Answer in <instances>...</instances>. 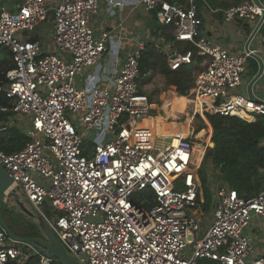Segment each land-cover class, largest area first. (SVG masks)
I'll use <instances>...</instances> for the list:
<instances>
[{
  "label": "built area",
  "instance_id": "2783aa9c",
  "mask_svg": "<svg viewBox=\"0 0 264 264\" xmlns=\"http://www.w3.org/2000/svg\"><path fill=\"white\" fill-rule=\"evenodd\" d=\"M100 1L22 0L12 12L0 5V49L12 63L0 71V114L27 139L17 151L0 150V166L12 180L5 200L24 197L79 264H199L202 259L264 264L258 251L264 235L257 240L264 228L246 233L253 218L264 220V186L243 197L207 176L211 202L203 212L198 176L203 158L199 164L192 160L193 129L190 138L174 143L137 126L156 108L138 91L139 61L148 44L165 56L171 71L193 65L194 54L200 58L186 94L193 119L206 114L253 123L264 117V88L255 87L264 81V33L259 49L230 53L212 33H199L197 1L204 0H121L118 7L132 4L154 12L159 26L169 27L170 38L151 34L142 23L128 39L113 29L96 34L90 21L99 14ZM224 15L228 21L254 22V35L264 26V2L231 6ZM43 23L49 25L53 52L36 37ZM183 44L194 53H182ZM249 59L256 63L253 78L258 76L252 99L247 91L237 93ZM100 63L103 83L85 82V72ZM199 101L201 113L194 109ZM46 201L53 222L40 212ZM31 256L40 264L57 262L15 242L0 225V264H23Z\"/></svg>",
  "mask_w": 264,
  "mask_h": 264
},
{
  "label": "trees",
  "instance_id": "16d2710c",
  "mask_svg": "<svg viewBox=\"0 0 264 264\" xmlns=\"http://www.w3.org/2000/svg\"><path fill=\"white\" fill-rule=\"evenodd\" d=\"M197 4H204V2L197 1ZM220 6L227 7L225 4ZM149 14L152 20L156 19L154 12ZM169 30V27L150 24L152 34L161 33L165 35L166 39L170 38ZM0 50L4 54L3 57H0V68L7 70L12 67L10 54L4 49ZM179 50L182 53L187 51H193L194 53V47L190 44L179 45ZM193 59L194 65L198 68L195 72L197 73L200 58L194 54ZM254 67L256 68V63H254ZM139 70L141 79L152 72L161 74L167 85L173 86L178 96L182 97L187 94L193 85L195 75L194 73L192 77L191 65L181 67L177 71H171L166 65L165 56L157 53L151 44L146 46L140 57ZM191 118L192 115H188L182 119L181 125L187 124ZM195 118L199 122V126L194 135L203 133L209 139L212 129V142L215 145L213 149H210L211 153L204 156L202 166L198 171L203 197V212H208L211 202L210 193L206 188L207 166L212 168L216 181L231 187L239 196L252 197L256 195L264 186V146L260 145L261 140L264 138V117H259L253 123H248L236 117H223L220 115L203 114L197 115ZM2 127L4 129L0 130V150L11 153L21 149L27 141L26 137L16 128L9 127L6 116L0 114V128ZM206 127H208V130H204ZM203 155L204 151H202V157ZM5 211L8 210L3 208L2 215ZM8 214L11 217L12 212L8 211ZM7 226L19 237L39 236V232L34 225H31L28 228L29 233L24 235H19L11 225L7 224ZM23 264H40V259L38 256H31ZM53 264H58V262ZM199 264L218 263L202 259L199 260Z\"/></svg>",
  "mask_w": 264,
  "mask_h": 264
},
{
  "label": "rangeland",
  "instance_id": "374dc122",
  "mask_svg": "<svg viewBox=\"0 0 264 264\" xmlns=\"http://www.w3.org/2000/svg\"><path fill=\"white\" fill-rule=\"evenodd\" d=\"M249 1H252V0H204L205 4H199L200 16L202 20L199 33L207 34L208 32H210L213 26H217L218 28L221 27L220 21L218 20L217 17H220V15L221 16L224 15V12L226 10V8H223L222 6H220L221 4L227 5V9H228L229 7L233 5L241 4V3L249 2ZM260 1L263 2L264 0H260ZM137 13L138 14L142 13L144 15L146 14V19L145 21L143 20V25L147 29V12L142 8H138ZM149 19H150V22L148 23L149 28H150L151 23H153L154 26L159 25L156 19L152 20L151 16H149ZM235 21L236 20H233L230 23L225 22V24L227 26H231L232 23H235ZM35 32L37 35L36 37H38L40 42L41 43L44 42V44L48 45L46 50H48V52H53L54 46L51 43V33H50V28H49L48 23L41 24L36 29ZM95 33L97 34L96 30H95ZM212 38L214 39V37ZM234 40H237V39L233 37V41ZM2 55L4 54L0 50V57H3ZM258 67L259 65L257 63V68ZM2 70L4 69L0 68V71ZM191 70H192V77H193V74L198 70V68L196 67V65L193 64L191 65ZM254 74H255L254 62L253 60L249 59L246 64L245 74L242 77L243 83L240 89L237 91L238 94L246 96V85L249 81L252 80ZM77 82H79V79L76 81V83ZM259 85L260 87L264 88V81L262 80L258 81L255 87ZM77 87L81 88L83 87V85L78 83ZM138 91L140 94L147 96L152 104H155L156 108H155V111H153L152 113L153 115L157 114L156 112H158V107H161L162 105H163V110H165L168 113H171L170 106L172 105V99L175 96L179 97L175 91V88H173L172 86H168L164 77L161 74L156 73V72L149 73L146 76H144L143 79L141 78L139 79ZM184 97H186V95ZM170 99H171L170 103H164L166 101H169ZM187 109L189 110L191 109V107L187 106L186 110L183 111L184 112L183 115L180 117L181 119L186 118L188 115H192V113L188 112ZM198 126H199V122L197 121L196 118H194L190 125V129L191 130L193 129L194 134L196 133ZM204 130H208V127H206ZM94 133L95 134L99 133V131L95 130ZM199 135L200 134L192 136L193 147L195 149L197 148L195 152V155H196L195 157H198V156L200 157V152H201V149L203 148H206L204 156L208 154L210 149H212L210 145L211 143H213L212 142V129H211V134L209 136V139L204 134H201L202 135L201 138H199ZM201 166H202V163H201ZM209 170L208 168H206V176L210 177L211 178L210 180H216L214 178V173L211 167ZM206 183H207V180H206ZM3 208L12 212L11 217H10L8 214V211H5L3 217L5 221L7 222V224L11 225L13 229L17 233H19V235H24L25 233H29L28 228L31 225L33 226L34 223H37V217L35 215L36 212L32 210V208L28 205L26 199L22 196H17L16 194L14 198L4 203ZM40 212L49 222H53L56 218L54 213L51 210L50 204L47 201L44 202V204L40 206ZM258 227L264 228V220L261 221L258 218H253L252 222L250 223V226L246 229V233H250L252 230L255 232V234H257L256 229ZM204 234H205V230H202L200 232L199 238H202ZM258 234L260 236L257 237V240L262 239V235H264V230L259 231ZM20 246L24 247L23 245H20ZM191 252H192V248L189 246L185 250V253H187V255L189 256Z\"/></svg>",
  "mask_w": 264,
  "mask_h": 264
},
{
  "label": "crops",
  "instance_id": "0c3cea01",
  "mask_svg": "<svg viewBox=\"0 0 264 264\" xmlns=\"http://www.w3.org/2000/svg\"><path fill=\"white\" fill-rule=\"evenodd\" d=\"M60 0H53V5H57ZM121 0H101L100 1V10L99 14L91 19L90 24L93 29L99 33L102 29L106 30H115V32L121 34L125 39H128L130 36L134 35L138 31V26L142 23L143 20L146 19V14H138V8L134 6L126 4L125 7H118V3ZM126 2H131V0H124ZM257 1V0H253ZM22 0H0V5L4 7L9 12L15 10L17 4H20ZM264 2V1H263ZM7 4V6H6ZM205 4V2H204ZM239 5V4H236ZM235 6V5H233ZM227 9V7H225ZM214 13V12H213ZM150 14L147 13V29L150 31L148 23L150 22L149 19ZM220 21L221 27L218 28L217 26H213L210 32L212 33L211 37H214V41L216 44L220 45L222 48L227 50L230 53L235 54H242L248 47L249 48H257L260 47V37L264 33V26L260 28V30L253 35V31L255 28V23L250 21H241L236 20L235 23H232L231 26H227L226 23H230L231 21L226 20L225 15H220L217 17ZM121 23V26L119 27ZM97 28V29H96ZM94 30V31H95ZM152 34V32L150 31ZM37 36V35H36ZM137 36V34H136ZM233 37L235 39L233 41ZM38 39V37H37ZM39 40V39H38ZM40 41V40H39ZM44 44V42H43ZM44 46L48 47V45L44 44ZM255 63V61L253 60ZM104 72L103 63L98 64L96 67L89 68L85 72V82H91L94 84H102L101 74ZM90 77V79H87ZM83 80H80V84L83 85ZM250 82V81H249ZM249 83L246 85V91ZM187 98V97H186ZM166 101L164 103H170ZM187 108V106H186ZM161 113H165L169 116H172L170 113L163 110V105L158 107ZM186 110V109H185ZM158 113V112H157ZM184 112L180 113L177 118H180ZM156 115V114H155ZM153 116V115H152ZM173 117V116H172ZM156 120L157 116L150 117L149 119V127L151 129L156 128ZM259 253L264 254V248L260 247L258 249Z\"/></svg>",
  "mask_w": 264,
  "mask_h": 264
},
{
  "label": "water",
  "instance_id": "95a60500",
  "mask_svg": "<svg viewBox=\"0 0 264 264\" xmlns=\"http://www.w3.org/2000/svg\"><path fill=\"white\" fill-rule=\"evenodd\" d=\"M260 67V72L262 71V63L260 60L257 61ZM258 76L253 78L248 87H247V95L250 99L253 98L251 93V87L256 81ZM4 129V127L0 128V130ZM214 143H211L212 149L214 148ZM211 153V150L208 154ZM12 180L9 178L7 173L3 170L0 166V225L6 232L7 236L10 237L12 240L18 243L27 244L34 248L37 252L44 256H48L51 258L56 259L58 264H79L75 261L70 255L66 253L64 248L62 247L61 243L59 242L57 236L54 234L50 226L48 225L47 221L38 213H35L37 217V223L33 225L39 232V236L37 237H19L17 236L6 224L3 215L2 209L3 205L6 202L5 200V193L11 187Z\"/></svg>",
  "mask_w": 264,
  "mask_h": 264
},
{
  "label": "bare ground",
  "instance_id": "6f19581e",
  "mask_svg": "<svg viewBox=\"0 0 264 264\" xmlns=\"http://www.w3.org/2000/svg\"><path fill=\"white\" fill-rule=\"evenodd\" d=\"M188 103H189L188 98L182 97V96H179V97L175 96V97H173L172 105L170 106V112H171L170 114L173 117L165 114L164 112L161 113V111L159 109L158 113L156 112L157 114L153 115V116H157L155 129H151L149 127V119H150V117H153V116H148V117L144 118L142 121H140L137 124V126L149 128L152 131L154 138L171 139V141H174V143H177V141L179 139H188V138H190L191 132H192V130L190 129V125L193 121V116L187 122V124H185L183 126L181 125L182 119L177 118V116L186 109V106L189 105ZM194 109H195V111L201 113L202 112V102L201 101L197 102L195 104ZM240 116L244 119L249 118L244 114H241ZM199 134H200L199 138H201L202 137L201 134H203V133H199ZM196 149L194 147L192 149V160L195 164H199L203 158L202 157L203 149H201L200 157L199 156L195 157L196 156L195 155ZM198 149H200V148H198Z\"/></svg>",
  "mask_w": 264,
  "mask_h": 264
}]
</instances>
